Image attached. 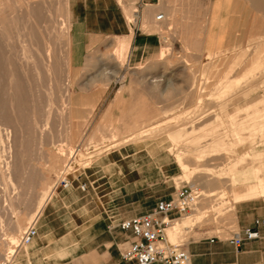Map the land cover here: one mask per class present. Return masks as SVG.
Returning a JSON list of instances; mask_svg holds the SVG:
<instances>
[{
	"label": "rangeland",
	"instance_id": "1",
	"mask_svg": "<svg viewBox=\"0 0 264 264\" xmlns=\"http://www.w3.org/2000/svg\"><path fill=\"white\" fill-rule=\"evenodd\" d=\"M176 1L181 12L192 2ZM254 2L240 0L235 50L211 59L198 54L200 31L194 37L191 31L186 35V16L173 14L171 19L176 18L181 28L179 40L185 47H166L161 51L164 58L149 64L147 72L124 65L121 52L124 42L129 45L128 38L115 40L112 58L104 46L86 60L82 70L73 69L65 0L0 2V263L12 262L25 248L19 249V242L32 224L43 241L51 239L50 225L40 216L53 195L63 194L64 203H73L69 226L105 219L104 214L90 216L78 210L74 203L77 193L66 198L67 192H81L84 173L95 178L113 174L111 166L123 165L127 155L132 156L126 161L137 158L149 165L145 174L149 185L162 175L166 181L171 179L165 185H189L188 171L193 176L194 169L199 170V177L198 172L206 170L209 180L226 184L221 171L231 165L244 167V173L232 174V189L252 185L255 180V189L261 184L256 165L264 160V12ZM110 60L111 67L115 61L120 69L110 70ZM141 74L147 84V95L142 97ZM135 100H145V104ZM140 115L145 124L135 119ZM208 115L210 121L203 130H170ZM178 157L184 164L181 169ZM135 163L125 168L128 179L139 178ZM63 180L69 187H62ZM98 185V196H105L95 198L92 205L100 210L108 208L107 194L115 185L121 187L122 195L132 196L115 201L116 213L151 209L142 202L134 203L140 183ZM228 193L210 192L205 211L229 209L232 200ZM232 218L227 214L221 229L227 235L220 237L215 222L184 215L170 229L185 226L178 237H167V242L184 246L190 239L204 237L227 240L235 230L230 228ZM117 223H109V230H119ZM99 233L102 230L73 232L84 238L82 243H92ZM12 234H16L14 241ZM97 241L100 239L95 238Z\"/></svg>",
	"mask_w": 264,
	"mask_h": 264
},
{
	"label": "crops",
	"instance_id": "2",
	"mask_svg": "<svg viewBox=\"0 0 264 264\" xmlns=\"http://www.w3.org/2000/svg\"><path fill=\"white\" fill-rule=\"evenodd\" d=\"M2 1L0 0V2ZM190 1H192L190 7H186L185 11L184 8L181 12L176 0H65L70 54L72 63L75 65L73 69L82 70L86 60L97 54L104 46L107 47L111 57L112 50L115 49V40L117 39L116 43H118L120 39L128 38L129 45L125 52L124 65L129 70H145L147 72L149 64L161 60L159 54L166 47L171 46V49L175 48L176 50L181 49V46L185 47V42L182 43L179 40L181 28L176 22V18H164V12L169 15L183 14L186 16L183 29L186 35H189L191 31L192 37H194V32L200 31L198 48L200 57L211 59L232 53L237 46L239 36L240 0ZM159 15H162L161 19L157 18ZM111 65L110 60V70L120 69L115 61L113 62L114 67ZM139 76V93L142 97V95H147V88H144L147 84L142 82V74ZM145 79H147L146 75ZM135 102L145 104V100H135ZM136 119H139L140 124H145L143 116L140 115ZM127 132L133 134L135 130H126ZM129 156L132 155L122 158L123 165L114 164L111 166L109 163L108 166L114 167L113 174L95 178L92 174L84 173L81 180L85 187H88L87 191L71 190L67 192L66 198L74 192L77 193L74 203L78 210L81 208L89 215L104 214L105 219L90 224L89 220L91 219H88L79 225L69 226L71 223L69 210L73 203H64L65 196L63 194L53 195L46 203L40 216L45 224L50 225L51 239L43 241L37 233L31 243L16 254L11 264H135L134 262H124L120 258V252L126 246L129 234L119 230L111 231L109 229L112 227L110 228L108 225L114 222H118V225L126 219L142 215L149 210L142 209L132 213L131 210L123 209L116 213L114 211L115 201H124L126 197L132 198L131 193L122 195L121 187L117 188L116 185L107 194L108 208L100 210L98 205H92L95 198L99 199L105 196H98L100 189L98 182L108 185H112V183H124V185L140 183L141 186L137 190L139 194L135 195L137 201L134 203L142 202L147 208H152L157 201L168 200L173 195L175 186L172 183L165 185L171 179L166 181L163 175L160 179L151 181V185H149V180L145 176L149 165L139 163L142 159L137 161V158L126 161ZM134 161L136 162L135 166L139 167L136 170L139 178L131 180L126 177L125 168L132 166ZM177 163L180 169L184 167L179 157ZM153 166L156 167V165ZM190 166L189 164L188 168ZM195 166L193 165V167ZM237 166L223 167L224 170L221 171V174L226 176V184L209 180L206 170L198 172L202 177L196 175L199 170L194 169L193 176L191 171H188L191 176L188 177L189 185L194 189H203L207 197L210 198V192L216 190L229 192L228 198L232 200L233 209V225L230 228H235L233 235H241L243 230L253 226L256 220H264V160L259 161L256 165L259 168L257 177L261 178V184L256 189L252 186L256 184V180L252 181V185L235 186L232 189V174L243 172L244 168ZM99 167L102 168V166ZM93 209H96L97 212H93ZM184 226L169 228L166 232V239L168 234L178 237L180 229ZM214 228L218 236L227 235L226 231L221 230L222 225ZM78 229L93 232L102 230V233L95 237L100 241L94 242L95 238L93 237L92 243H82L84 238H77L73 234ZM257 229L260 238L245 242L238 249L229 243L230 238L221 240L216 236L198 240L190 239L183 247L191 255L193 264H264V226H259ZM57 231L65 233H55Z\"/></svg>",
	"mask_w": 264,
	"mask_h": 264
},
{
	"label": "built area",
	"instance_id": "3",
	"mask_svg": "<svg viewBox=\"0 0 264 264\" xmlns=\"http://www.w3.org/2000/svg\"><path fill=\"white\" fill-rule=\"evenodd\" d=\"M162 18V15L157 17ZM62 187H69L66 180ZM85 190V184L80 187ZM196 192L187 184L175 188L168 200H160L146 213L122 221L117 228L129 234L126 246L120 252L124 262L135 264H193L189 252L180 245L168 244L165 238L166 230L172 223L186 215L195 202ZM259 226H264V220H256L254 225L243 230L242 234H234L228 241L236 249L245 242L260 238ZM37 236L36 225L29 226L19 242V249L26 247ZM10 261L0 264H11Z\"/></svg>",
	"mask_w": 264,
	"mask_h": 264
},
{
	"label": "bare ground",
	"instance_id": "4",
	"mask_svg": "<svg viewBox=\"0 0 264 264\" xmlns=\"http://www.w3.org/2000/svg\"><path fill=\"white\" fill-rule=\"evenodd\" d=\"M254 1H255L254 4L256 5V7L259 6L260 8H262V11L264 12V0H254ZM165 11H167V10H165ZM164 14H165V17L164 18L167 17L168 19L169 18L171 19L172 16H173V14H170L169 15L167 12L166 13L164 12ZM127 48H128V43L126 41V42H124V45L122 47V52H121V59L122 60H123V57L125 55V52L127 51ZM22 57H24V55H22ZM159 57H160V59L164 58V52H160ZM153 82H156V80H154ZM210 117L211 116L208 115L206 117L200 118L199 121H197V122H195L193 124L185 125L184 127L176 128V129H170V130H184V132H185V130H198V129L200 130V128L201 129L202 128L204 129V128H206L205 125H207V123H209ZM135 119L133 117V120H135ZM44 124H46V123H44ZM180 133H181V131H178V134H180ZM195 190L197 192H199V195L196 196L195 202L190 206L189 212L185 215L186 217L193 218V219H197V218L200 217L202 219L201 222H205V223L215 222V224H216L215 226H219V225H222L223 223H226V221H227V219H226L227 218V214H229L230 216H233V209H232V206L231 205H230V208L227 209L226 211H224V210H219V211H215V210L214 211H205V204L208 203L206 201H208V199H210V198L207 197L206 194L205 195H202L201 194V193L204 194V192H202L203 189L196 188ZM232 220H233V218H232ZM174 223L175 222H173L171 226H174L173 225ZM167 230H166V232H167ZM166 232H165V238H166ZM170 235L171 234H168L167 237L169 238ZM15 238H16V234H12L11 235L12 241H14ZM166 241H167V239H166ZM168 244H172V243H168Z\"/></svg>",
	"mask_w": 264,
	"mask_h": 264
}]
</instances>
